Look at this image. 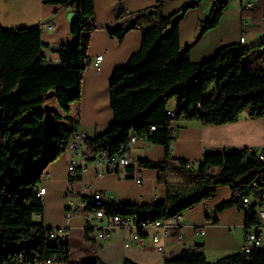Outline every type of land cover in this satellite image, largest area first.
I'll return each mask as SVG.
<instances>
[{"label":"trees","instance_id":"trees-1","mask_svg":"<svg viewBox=\"0 0 264 264\" xmlns=\"http://www.w3.org/2000/svg\"><path fill=\"white\" fill-rule=\"evenodd\" d=\"M43 1L76 13L70 32L77 42L58 47L59 63L46 65L47 44L41 25H0V264H41L51 257L70 263L71 258L68 237L51 239L54 228L34 220L45 212L39 195L43 171L64 154L79 124L78 118L60 113L47 120L45 99L54 92L65 111L80 101L83 74L90 63L89 44L98 27L94 0ZM164 1L136 13L123 12L107 27L112 37L122 41L140 26L142 42L112 77L114 119L105 130L85 138L83 156L87 161L110 160L130 151L133 135L168 147L173 139L171 123L178 119L212 125L237 121L244 113L252 118L264 117V68L245 66L249 49L226 45L212 57L194 62L191 46L181 48L179 20L202 0H193L169 16L162 14ZM229 1L214 3L208 17L201 21L199 35L219 24ZM260 154L264 157V147L208 151L192 169L185 168L187 159L140 158L141 167L159 171L161 182H167L170 171L183 177L192 185L189 195L174 204L166 200L152 204L107 202L103 207L108 214L148 215L165 221L214 197L219 186L232 190L231 199L223 202L219 211L242 206L245 197L264 194V158ZM77 178L75 174L71 181ZM253 223L254 218L247 216V227ZM80 263L100 264L101 260L84 258ZM123 264L140 263L127 258ZM165 264H264V248L211 261L199 246L184 249L178 257L166 259Z\"/></svg>","mask_w":264,"mask_h":264},{"label":"crops","instance_id":"crops-1","mask_svg":"<svg viewBox=\"0 0 264 264\" xmlns=\"http://www.w3.org/2000/svg\"><path fill=\"white\" fill-rule=\"evenodd\" d=\"M192 1L165 0L161 8L162 14L169 16L178 13L183 5ZM216 1L202 0L198 7L191 8L182 15L179 20L181 48L191 46V59L194 62H201L212 57L226 45H237L249 49L244 56L247 68H264L262 44L264 0H230L219 24L199 35L201 21L208 17ZM157 2L158 0H94L98 28L92 34L88 49L90 63L83 74L81 99L75 102L78 112L72 114L79 119L75 133L83 134L84 139L78 151H74L68 144L64 154L43 171L40 188L46 189L45 195L42 196L45 212L43 216L34 217L36 222L42 221L46 226L53 228L65 225L67 204L69 202L79 204L82 200H89L96 191L105 193L109 202L138 204H152L165 200L174 204L178 199L189 195L192 185L183 177L170 171L167 173V182H161L159 171L141 167L140 158L152 161L187 159L198 162L208 151L219 153L230 148L260 150L264 147V117L252 118L244 113L239 120L224 124L206 125L197 120H174L171 123L173 139L169 146L151 143L143 138L138 139L130 147L132 161L130 167L106 171L105 160L87 161L84 158L85 138H92L97 132L105 130L114 119L110 104L112 77L115 71L125 66L130 56L140 49L142 42L140 26L128 32L122 41L112 37L107 27L115 23L121 13H136L153 7ZM248 3H252L254 7L247 8ZM6 5L15 6H11V9ZM9 9L14 11L9 13ZM73 12L59 4L43 0H0V25L5 27L41 25L42 39L47 44L44 48L45 64H58L57 48L77 42V37L70 32ZM243 38L245 41L241 42ZM100 55L103 58L96 64ZM49 99L50 117L54 113L67 116L60 111L61 107L54 92ZM75 104L73 103L66 111L71 112ZM171 107H175L174 102L171 103ZM1 135L0 124V143ZM72 160L77 165L76 174L79 178L73 182L69 190V165ZM139 178L142 180L141 183L137 181ZM231 197L230 187L219 186L214 197L183 211L181 238L175 233L164 236L161 229L150 228L143 234L142 243L131 247L124 245L130 238L129 230L116 229L107 240L95 239L84 231L86 216L77 215L70 223L68 236L70 247L74 242L72 237L80 239L78 248L82 252L77 258L79 263L89 255L90 258L98 257L101 260L100 264H123L127 258L140 264H165L166 259L178 257L184 249L199 246L203 248L209 260L216 261L228 254L241 251L246 238L245 208L235 205L218 210V207ZM262 227L264 232V225ZM200 230H205V235H200L198 233ZM156 231L160 233L158 243L154 242L152 237ZM159 245L164 249L159 250ZM71 262L72 255L70 264ZM54 264H62V261L57 259Z\"/></svg>","mask_w":264,"mask_h":264},{"label":"built area","instance_id":"built-area-1","mask_svg":"<svg viewBox=\"0 0 264 264\" xmlns=\"http://www.w3.org/2000/svg\"><path fill=\"white\" fill-rule=\"evenodd\" d=\"M247 8H253L252 3L246 5ZM52 27V25H50ZM245 38L241 40L244 42ZM103 56L97 57L98 64L102 60ZM172 114L171 110L168 111ZM156 129L152 126V130ZM84 135L81 133H75L69 141L70 147L74 151H78L82 145ZM139 138L135 135L131 136L129 141V147H131ZM260 158H264L260 154ZM132 165L131 157L129 151L122 153L119 156L113 157L110 160H105L104 166L106 171H113L119 167H129ZM186 169H192L197 166V162L189 161L184 165ZM77 171V165L74 160L69 165V190H71V185L73 182V176H75ZM139 183L142 180L137 179ZM46 189L44 187L40 188L39 195H45ZM109 202L105 193L101 191H96L89 200H82L79 204H74L69 202L65 209V225L54 228L50 233V238L55 239L57 237H68L70 234V223L72 219L77 215L84 214L86 216V226L85 232H88L92 238L107 240L111 237L112 232L116 229H127L130 231V238L124 242L126 247H131L134 244L142 243V236L150 228L161 229L164 236H171L172 234H177L178 238H181L180 225L182 219V213L175 215L174 217L162 221L144 218L142 215H123V214H108L106 209L103 207L105 203ZM90 205L93 207L90 208ZM247 216L254 218V223L247 227L245 242L241 247V251L250 253L254 248L260 247L264 248V194L261 197L258 196H247L243 200V205ZM200 235H205V230H200L198 232ZM153 241L158 243L160 241V233L156 231L152 235ZM159 250H163L162 245L158 246ZM56 261L55 257L48 258L44 264H54ZM62 264H70L68 262H62Z\"/></svg>","mask_w":264,"mask_h":264},{"label":"rangeland","instance_id":"rangeland-1","mask_svg":"<svg viewBox=\"0 0 264 264\" xmlns=\"http://www.w3.org/2000/svg\"><path fill=\"white\" fill-rule=\"evenodd\" d=\"M91 38H92V36H91ZM90 42H91V40H90ZM90 45V44H89ZM51 94H52V92H50L48 95H47V97H46V99H45V103H46V110H47V120L48 119H50V116H49V111H50V109H51V103H50V99H49V97L51 96ZM75 104V103H74ZM73 104H71V106H72ZM60 111L64 114H66L67 116H72V114L73 113H76V112H78V106H77V104H75V106H73V108H72V111L71 112H67V111H65L64 109H62V108H60ZM74 117V116H73ZM73 236V235H72ZM72 240L74 241L73 243H72V247H70V250H71V255H72V264H80L79 262H78V260H77V258H79L80 257V255H81V252H82V250L81 249H79L78 248V245H80V243H81V241H80V239H74L73 237H72ZM87 258H90L89 257V255L87 256Z\"/></svg>","mask_w":264,"mask_h":264},{"label":"bare ground","instance_id":"bare-ground-1","mask_svg":"<svg viewBox=\"0 0 264 264\" xmlns=\"http://www.w3.org/2000/svg\"><path fill=\"white\" fill-rule=\"evenodd\" d=\"M19 1H20V0H19ZM10 2H11V1H10ZM14 3H15V1L12 2V4H14ZM18 3H19V2H18ZM9 4H11V3H9ZM6 6H9V5H6ZM11 6L14 7L15 5H10L9 7L11 8ZM16 7H17V6H16ZM7 9H8V7H7ZM11 9H12V8H11ZM14 9H16V8H14ZM9 10H10V9H9ZM11 11H12V10H10L9 13H10ZM13 11H14V10H13ZM13 11H12V12H13ZM15 11H16V10H15ZM6 12H7V10H6ZM16 12H18V10H17ZM1 13H2V12H1ZM3 14H4V13H3ZM14 14H18V13H14ZM5 16H6V15H5ZM12 16H13V14H12ZM2 17H3V19H4V16H3V15H2ZM7 17H8V16H7ZM14 17H15V16H13L12 18H14ZM0 19H1V18H0ZM10 19H11V18H10Z\"/></svg>","mask_w":264,"mask_h":264},{"label":"water","instance_id":"water-1","mask_svg":"<svg viewBox=\"0 0 264 264\" xmlns=\"http://www.w3.org/2000/svg\"><path fill=\"white\" fill-rule=\"evenodd\" d=\"M75 16H76V13H75V12H73V13H72V16H71V17H72V19H73ZM236 49H237V48H234V50H236Z\"/></svg>","mask_w":264,"mask_h":264}]
</instances>
